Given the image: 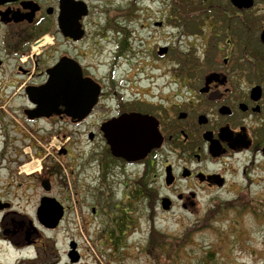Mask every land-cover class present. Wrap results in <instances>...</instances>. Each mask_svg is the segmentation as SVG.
I'll use <instances>...</instances> for the list:
<instances>
[{"label": "flooded vegetation", "instance_id": "obj_1", "mask_svg": "<svg viewBox=\"0 0 264 264\" xmlns=\"http://www.w3.org/2000/svg\"><path fill=\"white\" fill-rule=\"evenodd\" d=\"M80 1L87 11L78 16V24L62 31L60 0H0V238L12 247L26 239L21 233L27 227L36 234L31 243L56 229L45 226L56 201L63 209L61 222L73 209L81 216L84 207L93 217L107 216L113 227L108 234L115 240L131 229L137 207L151 213L176 205L193 209L200 192L239 193L264 171V0H188L187 5L181 0L180 25L188 33L192 23L196 54L180 58L189 64L180 62V69L173 68L169 81L156 90L120 88L124 78L116 71L121 58L133 55L132 36L121 43L119 31L113 41L110 26L89 27L91 16L100 13L89 0L71 2L80 8ZM68 9L71 17L78 15ZM103 45L113 47L108 61L89 60L102 53ZM62 58L71 65L57 77L72 79L77 66L82 79L99 86L84 116L82 81L77 80L76 99L69 90L72 83H64L55 89L66 84L67 101L59 97L57 104L42 108L36 103L40 87ZM101 66L106 67L103 73ZM131 114L150 116L160 141L144 157L128 160L112 153L108 138ZM82 143L89 149L77 168L79 192L73 197L67 189L52 194L62 173L74 184L73 151L82 154ZM138 167L145 186L137 198ZM152 189L155 195L149 198ZM100 194V210L82 203Z\"/></svg>", "mask_w": 264, "mask_h": 264}, {"label": "rangeland", "instance_id": "obj_2", "mask_svg": "<svg viewBox=\"0 0 264 264\" xmlns=\"http://www.w3.org/2000/svg\"><path fill=\"white\" fill-rule=\"evenodd\" d=\"M185 1L187 5L189 1ZM89 2L100 13L98 16H91L92 24L90 23L89 27L105 24L108 12L126 11L130 7L134 9L130 18L122 19L116 16L117 20L120 19L121 23L131 29L133 46V55L129 54L126 59L121 58L116 71L119 78H124L121 89L156 90L164 80L169 81L175 72L173 68L180 69V62L184 65L189 64L188 61L183 62L180 58L189 59V54L191 58L195 57L196 48L192 46L191 40L194 43L196 36H190L192 32H189L193 25L189 23L188 33L184 32L185 27L180 25L184 20L181 17V11L184 10L180 4L181 0H89ZM156 21H161V25H156ZM112 32L111 37L114 41L115 35L113 30ZM159 46L171 48L167 54L158 55ZM104 47L105 45L101 47V54L99 51L96 56L90 55L89 60L106 63L109 59L108 50L113 47L108 45ZM176 51L179 61L174 59ZM105 70L106 67L101 66L99 72L103 73ZM168 86L170 87L171 84ZM10 103L14 104L15 101L10 100ZM78 148L82 149L83 153L73 151L77 156V160L73 161L74 184L70 183V177L62 173L52 194L56 195L59 190L67 189L73 197L79 192L81 184L78 182L80 172L77 168L83 166L82 162L86 158L89 146L82 143ZM139 169L140 167L137 177L140 174ZM139 180L138 177L137 183ZM69 185L72 186L73 193L70 192ZM163 190L164 188L161 191L164 192ZM237 192L226 189H216L209 195L200 192L196 207L189 210H183L176 205L168 212L151 213L144 206L137 207L133 213L134 223L131 229L121 234L118 239L114 237L117 242L115 243L121 247L120 249L117 247V250L112 248L113 235L108 234L111 227L107 216L101 213L93 217L86 207L80 210V216L73 209L56 230L37 236V241L29 243L28 245L32 244L30 246L12 248L7 241L0 238V264H154L157 257L151 255L153 252L159 257L157 262L162 264L163 259L166 258L162 256L163 252L150 251L149 248L147 252L148 237L152 229L165 233L164 236L174 242L182 241L184 232L192 230L191 239L202 246L209 245L215 258L214 264H264V171L258 172L244 191ZM153 195L155 192L152 189L147 196ZM100 196L103 197L100 194L82 203L96 206L100 210V207H103ZM109 196L111 198V195ZM206 198H212L213 201L210 202ZM216 202L222 204L221 212L210 217L213 228H199L202 218L208 210L215 207ZM242 202H250L251 205L247 208L244 206L240 212H230L233 205H240ZM71 203L69 199L67 204L71 205ZM224 204L230 205L227 207ZM85 215H88L87 221ZM119 228L122 227L119 225ZM103 232L111 237L110 241L108 237H104ZM34 239L36 240V237L31 241ZM72 242L79 252V260L75 263H69L67 258V252L72 249ZM190 246L192 247L191 244L188 245Z\"/></svg>", "mask_w": 264, "mask_h": 264}, {"label": "water", "instance_id": "obj_3", "mask_svg": "<svg viewBox=\"0 0 264 264\" xmlns=\"http://www.w3.org/2000/svg\"><path fill=\"white\" fill-rule=\"evenodd\" d=\"M70 1V2H69ZM61 0L60 1V14L58 17V24L61 30L63 31L64 28L71 24L75 26L78 24L75 22L81 14L86 12V8L83 4V6H80V8L72 3L71 1L75 0ZM237 0H234L236 2ZM69 6L70 8L73 7L76 11H78V15L70 16L69 13ZM82 11H81V10ZM68 12V13H67ZM68 19L72 20L70 23L68 22ZM64 34L65 31H64ZM165 48H160L159 52L161 50H164ZM70 62L66 63L65 58H62L61 61L58 63V65L55 68H52L50 70L49 78L45 84H43L42 87H40V94L41 96H37L35 98L36 103L38 107H46L48 104H54L56 103V100L61 97L64 101H67L69 93L68 88L66 84L64 86H59L55 89V85L64 83L73 85L72 88L69 87V90H73V98H75L76 95V85L77 80L82 81L83 88L81 86L80 93H83V96L80 97L79 100H83V103H81L83 106H85L86 109H84L82 115L86 114L89 110V108L92 106L97 92L99 91V86L95 84L91 79H82L80 69L77 68L74 64V77L71 79L69 78L68 81L60 79L56 75L58 74H65L66 68L70 67ZM55 90V91H54ZM52 95L50 96V94ZM76 99V98H75ZM57 104V103H56ZM55 105V104H54ZM126 121H124V127L123 123L120 124L119 131L117 132L115 130L114 134L108 138L109 146L114 155L122 156L128 160L132 159H140L144 157L147 152L152 148L157 146V144L160 141V135L157 129V125L154 123L153 126H151L150 123V116L147 115H141V114H131L127 117H125ZM150 123V126L147 127ZM145 133V134H144ZM164 207L166 205L164 204ZM42 210V209H41ZM62 208L61 206H57L55 208V211H53V215L47 216V221H50V223H46L49 226H54L60 216H61ZM74 243H71L72 250L69 252L70 260L76 261L78 258V255L74 248Z\"/></svg>", "mask_w": 264, "mask_h": 264}, {"label": "trees", "instance_id": "obj_4", "mask_svg": "<svg viewBox=\"0 0 264 264\" xmlns=\"http://www.w3.org/2000/svg\"><path fill=\"white\" fill-rule=\"evenodd\" d=\"M134 9L130 7L126 11H119L116 10L112 11L111 14L107 16L106 20V26H110L113 29H116L120 31V34H122L121 43H129V36L131 35V29L126 25L121 23V20H117V17L120 18H130V14ZM126 13V15H124ZM120 14V15H118ZM145 184L138 181L137 184V198L139 197V193H142L144 191ZM250 202L247 203H241L240 205H233L232 210L230 212H240L244 206L247 208L250 206ZM221 208H214L208 210L206 215L202 218L200 222L199 228H213L210 220L211 216L215 215L219 212ZM212 230V229H211ZM165 233L156 231L154 229L151 230L148 237V243H147V252L148 248L150 251H161L163 252L162 256H166V258L163 259L164 264H214V257L213 252L208 246H202L201 244L195 242L193 239L190 238L192 234V230H186L184 232V238L180 242H174L169 241V239L164 236ZM192 245V247H188V245ZM191 249L188 251V249ZM203 250V251H202ZM154 258L157 257V260H159V257L155 255V252L151 254ZM159 256H161L159 254ZM155 261L154 264H161L159 262ZM157 262V263H156Z\"/></svg>", "mask_w": 264, "mask_h": 264}]
</instances>
